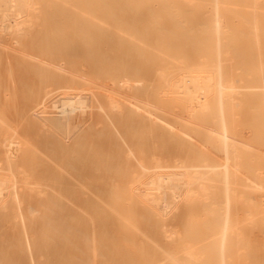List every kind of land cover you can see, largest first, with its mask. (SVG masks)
I'll return each mask as SVG.
<instances>
[{
  "label": "bare ground",
  "instance_id": "obj_1",
  "mask_svg": "<svg viewBox=\"0 0 264 264\" xmlns=\"http://www.w3.org/2000/svg\"><path fill=\"white\" fill-rule=\"evenodd\" d=\"M255 234L264 0H0V264H264Z\"/></svg>",
  "mask_w": 264,
  "mask_h": 264
},
{
  "label": "rangeland",
  "instance_id": "obj_2",
  "mask_svg": "<svg viewBox=\"0 0 264 264\" xmlns=\"http://www.w3.org/2000/svg\"><path fill=\"white\" fill-rule=\"evenodd\" d=\"M112 195H113V194H111V196H110V195H108V196H107V195H106V196H105V195H102V198H103V199H102V198H101V199H102V200H106V199H105L106 197L109 199L110 197H112ZM109 196H110V197H109ZM115 196H116V195H115ZM115 196H114V197H115ZM80 197H81V196H80ZM82 197H83V196H82ZM89 197H90V196H89ZM89 197H88V198H89ZM114 197H112V198H114ZM92 198H93V197L91 196V199H92ZM85 199H86V196H85ZM115 199L117 200V198H115ZM115 199H114L113 202H114V203H117V207H119V208H121V209H122V207H123V210L127 208V213L129 212L128 209L133 208V207H129V208L126 207L127 204L124 203V202L126 201V198H125V201H124V198H123V197H119V199H118L119 202L116 201ZM80 200H81V199H80ZM82 200H83V199H82ZM93 200H94V199H93ZM99 200H100V199H99ZM109 200H111V199H109ZM109 200H108V201H109ZM121 200H122V203L119 204ZM83 201L86 202V200H83ZM89 201H90V200H89ZM91 201H92V200H91ZM91 201H90V202H91ZM100 201H101V200H100ZM123 201H124V202H123ZM102 202H103V201H102ZM105 202H106V201H104V203H105ZM111 202H112V201H111ZM113 202H112V205H111V203H110L111 206L114 205ZM126 202H127V201H126ZM86 203H87V202H86ZM239 203H241V202H239ZM239 203H238V205H239ZM245 203H246V202H245ZM245 203H244L245 207H243V206L241 205V207H239V209H238V208L236 209V211H237L236 214H237V217H238L239 220H240L242 217H245L246 214H247V211H246V209H247L246 207H247V206H246ZM100 204L105 208V213H106V214L108 213V215H107L106 217L103 215V214H104V211H103L104 209H103L102 211H99V210H101V207L99 208L100 205H98V207L96 206V207H95L96 209H95V208H94V209H95V210H98V211H97L98 215H99V214H100V215H103V218L105 219V221H103V222L105 223L104 225L107 226V227H109L108 229H109V231L111 232V230L113 231V229H111L110 226H111L113 223L118 224V223H117L118 220H117V218H116V214H117V212L115 211V214L113 215L114 212L111 213L110 210L114 209V207H113L112 209H110L111 206H110L109 204H108V205H109L110 207H109V206L106 207L107 204L104 206V204L101 203V202H100ZM123 204H125V207H124ZM118 205H119V206H118ZM122 205H123V206H122ZM238 205H237V206H238ZM121 206H122V207H121ZM242 207H243V208H242ZM98 208H99V209H98ZM108 208H109L110 210H109ZM244 208H246V209H245V213H244V210H243ZM254 208H255V207H254ZM258 208H259V207H258ZM258 208H255V209H258ZM137 209H139V208H137ZM118 210H120V209H118ZM123 210H122V212H123ZM238 210H239V213H238ZM240 210H243V211H240ZM241 212H243L244 214H241ZM256 212H257V210H256ZM125 213H126V211H125ZM127 213H126V214H127ZM130 213L132 214L133 212H130ZM259 213H261V212H258V214H259ZM118 214H119V213H118ZM123 214H124V213H123ZM128 214H129V213H128ZM131 214H130V215H131ZM256 214H257V213H256ZM243 215H245V216H243ZM259 215H260V214H259ZM255 216L257 217L258 215H255ZM98 217H99V216H98ZM100 217H101V216H100ZM113 217H114V218H113ZM177 217L180 218L181 215H180V216H177ZM109 219H110V220H109ZM111 219H112V220H111ZM99 221H100V219H99ZM145 221H146V220H144V222L142 223L143 225H145V224H144ZM101 222H102V220H101ZM245 222H246V221H245ZM146 223H147V222H146ZM102 224H103V223H102ZM110 224H111V225H110ZM246 224H247V223L244 224L246 227L244 226L245 228H243V231H244L243 233H245L244 236H247V235H248V234H247V232H248L247 230H249V229H247L248 227H247ZM104 225H103V226H104ZM108 225H110V226H108ZM113 226H114V224H113ZM115 226H116V225H115ZM248 226H249V225H248ZM111 227H112V226H111ZM249 227L251 228V226H249ZM112 228H114V227H112ZM253 228H254V229H256V228L258 229V227H257V226H256V228H255L254 226L252 227V232L255 233L256 230H254ZM244 229H245V230H244ZM246 229H247V230H246ZM257 231H258V230H257ZM260 231H261V230H260ZM252 232H251V234H252ZM123 233H124V232H123ZM256 233H257V232H256ZM258 233H259V231H258ZM112 234H113V233H111V234L109 233V235H112ZM118 234H119V233H118ZM246 234H247V235H246ZM261 234H262V231L260 232V235H261ZM253 235H254V234H253ZM256 235H258L259 238H261V240H262L263 237H264V236H261V237H260L259 234H255V236H256ZM262 235H263V234H262ZM255 236H254V238H255ZM111 237H112V236H111ZM111 237L109 236V238H111ZM256 238H257V237H256ZM257 239H258V238H257ZM255 240H256V239H255ZM259 240H260V239H259ZM245 260H246V259H245ZM245 260H244V261H245ZM240 263H241V261H240L238 264H240ZM242 263H243V262H242ZM243 264H244V263H243ZM245 264H246V262H245Z\"/></svg>",
  "mask_w": 264,
  "mask_h": 264
}]
</instances>
